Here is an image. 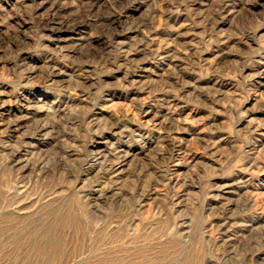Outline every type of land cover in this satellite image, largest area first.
<instances>
[{"label": "rangeland", "instance_id": "374dc122", "mask_svg": "<svg viewBox=\"0 0 264 264\" xmlns=\"http://www.w3.org/2000/svg\"><path fill=\"white\" fill-rule=\"evenodd\" d=\"M0 264H264V0H0Z\"/></svg>", "mask_w": 264, "mask_h": 264}]
</instances>
